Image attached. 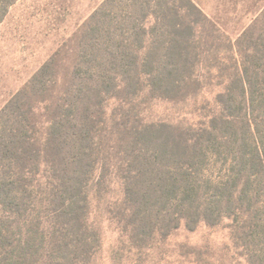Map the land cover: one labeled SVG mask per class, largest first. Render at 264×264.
Returning <instances> with one entry per match:
<instances>
[{
    "label": "trees",
    "instance_id": "trees-1",
    "mask_svg": "<svg viewBox=\"0 0 264 264\" xmlns=\"http://www.w3.org/2000/svg\"><path fill=\"white\" fill-rule=\"evenodd\" d=\"M192 14L210 22L192 0H105L83 30L90 78L80 79L88 90L77 85L83 97L72 104V116L38 131L34 111L21 103L29 85L2 109L0 264L92 263L102 239L90 219L91 187L104 184L110 153L104 144L109 133L103 104L110 94L131 89V81H147L161 96L200 82L194 73L198 61H192L200 56L195 52L200 23ZM252 38L218 96L219 111L206 123L189 125L180 136L174 127L143 125L123 143L119 177L134 240L168 235L182 223L194 228L227 221L234 243L256 264L253 250L264 239V34ZM227 41L235 52L240 40ZM236 86L243 104L239 117L232 112ZM90 93L99 111L85 116L81 105L85 99L92 102ZM222 149L232 156L229 173L223 181L202 182L206 193L201 194L203 165Z\"/></svg>",
    "mask_w": 264,
    "mask_h": 264
},
{
    "label": "rangeland",
    "instance_id": "rangeland-1",
    "mask_svg": "<svg viewBox=\"0 0 264 264\" xmlns=\"http://www.w3.org/2000/svg\"><path fill=\"white\" fill-rule=\"evenodd\" d=\"M104 1L0 0V112L29 85L21 103L34 111L32 122L38 131L45 132L56 118L72 116V104L83 97L77 85L80 79L90 78V54L86 55L83 30ZM192 1L210 20L191 16L200 23L201 43L195 49L200 56H192V61H198L194 73L200 82L192 83L182 93L161 96L149 89L147 81L143 85L131 81V89L112 92L103 104L109 133L104 144L110 153L105 152L109 165L104 184L99 187L94 183L91 187L90 219L102 239L91 264H250V253L234 243L227 221L214 226L200 223L194 228L182 223L168 235L158 233L152 240H134L124 215V188L119 177L126 150L123 143L134 139L132 134L143 125L174 127L180 136L183 128L206 123L219 111L218 96L225 93L224 87L235 72V60L240 59L239 52L248 47L252 37L258 39L264 34V0ZM227 38L240 40L235 52ZM46 64L49 67H44ZM38 74L39 80L34 81ZM80 89L88 90L87 84H81ZM234 93L237 102L232 112L239 117L243 112L241 88L236 86ZM89 98L92 102L85 99L81 105L85 116L99 111L93 104L98 101L95 93H90ZM222 110L223 106L220 111L226 115ZM219 125L223 128L224 123ZM220 151L217 156L210 155L203 165L198 178L201 194L206 193L202 182H220L229 173L232 156ZM251 197H255L253 192ZM261 203L264 205V194ZM260 245L253 250L256 264L264 261V247Z\"/></svg>",
    "mask_w": 264,
    "mask_h": 264
}]
</instances>
